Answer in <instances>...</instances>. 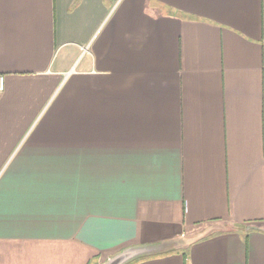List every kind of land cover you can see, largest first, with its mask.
<instances>
[{
    "label": "crops",
    "instance_id": "1",
    "mask_svg": "<svg viewBox=\"0 0 264 264\" xmlns=\"http://www.w3.org/2000/svg\"><path fill=\"white\" fill-rule=\"evenodd\" d=\"M0 75V264H264V0H0Z\"/></svg>",
    "mask_w": 264,
    "mask_h": 264
},
{
    "label": "built area",
    "instance_id": "2",
    "mask_svg": "<svg viewBox=\"0 0 264 264\" xmlns=\"http://www.w3.org/2000/svg\"><path fill=\"white\" fill-rule=\"evenodd\" d=\"M4 91L3 76L0 75V95Z\"/></svg>",
    "mask_w": 264,
    "mask_h": 264
},
{
    "label": "water",
    "instance_id": "3",
    "mask_svg": "<svg viewBox=\"0 0 264 264\" xmlns=\"http://www.w3.org/2000/svg\"><path fill=\"white\" fill-rule=\"evenodd\" d=\"M246 229L248 230V229H250V227H247Z\"/></svg>",
    "mask_w": 264,
    "mask_h": 264
}]
</instances>
